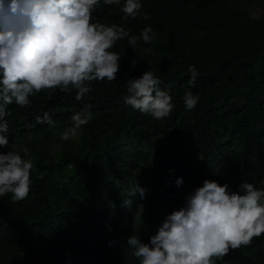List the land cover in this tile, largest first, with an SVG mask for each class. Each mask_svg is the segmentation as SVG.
<instances>
[{"label": "trees", "instance_id": "16d2710c", "mask_svg": "<svg viewBox=\"0 0 264 264\" xmlns=\"http://www.w3.org/2000/svg\"><path fill=\"white\" fill-rule=\"evenodd\" d=\"M124 2L101 0L94 16L130 35L145 27L156 35L135 50L127 38L109 49L121 55L116 81L92 82L81 101L75 91L43 90L28 106H7L9 147L0 152L14 144L34 170L24 201L0 198V264H139L128 238L149 243L205 179L228 183L231 191L245 182L264 188V0H140L134 20L123 18ZM145 71L172 97L167 118L124 103L127 81ZM188 91L199 97L193 110L184 103ZM88 105L89 123L74 139H61L72 115ZM45 112L55 126L37 121ZM136 183L146 198L137 195L126 207ZM217 261L264 264V234Z\"/></svg>", "mask_w": 264, "mask_h": 264}, {"label": "clouds", "instance_id": "9594fccd", "mask_svg": "<svg viewBox=\"0 0 264 264\" xmlns=\"http://www.w3.org/2000/svg\"><path fill=\"white\" fill-rule=\"evenodd\" d=\"M103 4L121 5V0H103ZM100 7L101 0H0V148L9 147L4 135L9 130L4 119L8 105L28 106L30 97L43 90L75 91V99L81 101L92 91V82L117 80L121 55L109 51L117 41L127 38L135 50L139 40L146 44L154 40L151 27L137 36L123 26L100 23L94 16ZM142 7L140 0H125L120 11L125 20H134ZM188 71L189 83L195 87L197 69L193 65ZM161 83L152 71L129 79L124 103L157 120L169 117L174 105ZM183 99L186 110H193L199 97L188 91ZM90 108L72 115V127L60 133L61 139L68 140L89 123ZM37 121L55 126L47 112ZM15 148L13 144L7 153L0 152V198L11 194L12 203L29 196L34 170L32 160L24 159ZM176 184L182 185L183 178ZM146 193L136 183L128 191L125 206L130 208L137 195L144 199ZM261 234L264 188L245 182L238 191H231L228 183L205 179L203 186L188 195L184 207L165 217L149 243L136 235L127 243L139 264H216L230 250L251 246Z\"/></svg>", "mask_w": 264, "mask_h": 264}, {"label": "rangeland", "instance_id": "374dc122", "mask_svg": "<svg viewBox=\"0 0 264 264\" xmlns=\"http://www.w3.org/2000/svg\"><path fill=\"white\" fill-rule=\"evenodd\" d=\"M70 137L73 138V139L75 138V136H71V135H70ZM57 150H58V145L53 142L51 144V148H50L51 154L54 155L57 152ZM216 264H226V262H220V261L216 260Z\"/></svg>", "mask_w": 264, "mask_h": 264}]
</instances>
